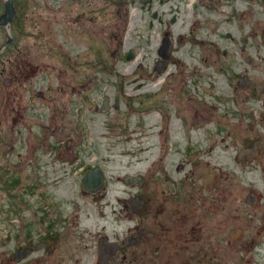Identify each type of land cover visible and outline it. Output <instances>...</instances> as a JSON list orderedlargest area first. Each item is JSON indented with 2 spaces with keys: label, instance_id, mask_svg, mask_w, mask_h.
I'll use <instances>...</instances> for the list:
<instances>
[{
  "label": "flooded vegetation",
  "instance_id": "1",
  "mask_svg": "<svg viewBox=\"0 0 264 264\" xmlns=\"http://www.w3.org/2000/svg\"><path fill=\"white\" fill-rule=\"evenodd\" d=\"M68 1L0 0V96L9 111L22 95L13 82L43 73L32 45L46 43L47 10L60 47L105 39L111 12H125L123 0ZM259 2L264 8L248 0L238 16L218 12L219 40L200 33L204 15L177 34L167 22L154 69L132 78L135 99L122 86L90 111L115 136L86 137L78 123L60 138L99 142L105 153L85 162L69 147L72 158L56 154L68 164L58 179L28 186L37 189L34 201L8 203L10 214L19 211L0 217V264H264V29L260 53L248 19ZM148 138L146 164L112 168L104 145ZM40 172L46 179L44 161ZM65 177L71 185L56 188Z\"/></svg>",
  "mask_w": 264,
  "mask_h": 264
},
{
  "label": "rangeland",
  "instance_id": "2",
  "mask_svg": "<svg viewBox=\"0 0 264 264\" xmlns=\"http://www.w3.org/2000/svg\"><path fill=\"white\" fill-rule=\"evenodd\" d=\"M123 3L125 12L120 18L113 12L109 16V43L106 42L109 36H106L105 39L84 40L79 44L72 41L65 43L63 40L60 47L61 38L55 35L53 11L51 8V11L47 10L46 43L42 47L32 45L37 60L43 59H40L44 66L43 73L29 81L13 82L10 88L22 94L14 98L13 111L3 106L5 97L0 96V217L18 216L19 209L16 214L8 211V203L13 199L35 200L37 189L34 187L33 191H29L28 186L42 185L44 181L62 175L59 169L68 164L55 159L56 154L72 158L74 150L71 147L75 149L77 159L87 162L92 156L105 153L102 143L71 146L60 142V138H71L72 133L79 130L78 123L82 125L80 131L86 137H108L113 134V129L103 126L101 118L90 111L101 104L105 97L109 100L114 98L113 94L118 93L122 86L124 94L129 99H135L136 82L132 78L137 73L154 69V46L158 33L166 29L167 22L173 24L172 30L177 34L183 32L189 22H202L204 15L207 20L200 33L205 34L206 39L219 40V30L215 29L218 12L222 10L226 13L233 9L238 16L240 9L250 6L248 0H123ZM252 11L253 17L248 19L254 26L255 40L262 53L263 48L259 44V32L264 29L262 2L255 3ZM241 24H246V21ZM222 25V31L233 30L232 24ZM130 52L132 55L127 59ZM38 92H42V95H38ZM116 98L118 100V96ZM77 108L79 111H76ZM151 145L148 138L139 144L104 147L111 148L112 168L128 163H135L141 168L149 160ZM66 148L68 152L64 151ZM124 148L131 152L123 153ZM43 161L48 167L46 179L40 177ZM114 164L119 166L115 167ZM55 184L56 188L66 189L71 182L65 177ZM52 194L60 195L56 189Z\"/></svg>",
  "mask_w": 264,
  "mask_h": 264
},
{
  "label": "water",
  "instance_id": "3",
  "mask_svg": "<svg viewBox=\"0 0 264 264\" xmlns=\"http://www.w3.org/2000/svg\"><path fill=\"white\" fill-rule=\"evenodd\" d=\"M128 56H130V54Z\"/></svg>",
  "mask_w": 264,
  "mask_h": 264
}]
</instances>
